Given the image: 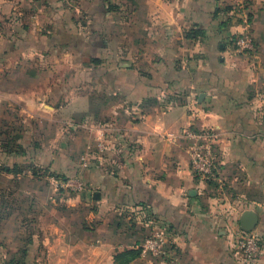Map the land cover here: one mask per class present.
Here are the masks:
<instances>
[{
  "label": "crops",
  "instance_id": "1",
  "mask_svg": "<svg viewBox=\"0 0 264 264\" xmlns=\"http://www.w3.org/2000/svg\"><path fill=\"white\" fill-rule=\"evenodd\" d=\"M245 32L253 52L236 47ZM71 126L99 149L77 192L0 173V188L16 182L0 191V264H241L232 231L246 211L264 238V0H0V156L24 164L3 140L25 147L32 132L41 165L71 171L66 151L55 162ZM191 127L220 133V180L193 173ZM152 224L168 256L133 259Z\"/></svg>",
  "mask_w": 264,
  "mask_h": 264
},
{
  "label": "built area",
  "instance_id": "2",
  "mask_svg": "<svg viewBox=\"0 0 264 264\" xmlns=\"http://www.w3.org/2000/svg\"><path fill=\"white\" fill-rule=\"evenodd\" d=\"M236 47L242 53L255 51L256 46L250 32L237 37ZM182 135L187 141L193 173L203 181L220 180L221 166L224 163L220 133L214 127H191L185 129ZM73 180H55V183L57 186L69 188L73 186ZM232 237V250L241 264L261 263L264 258V238L261 234L239 226L232 231ZM168 240V231L152 224L149 234L137 246L140 257L166 258L170 251Z\"/></svg>",
  "mask_w": 264,
  "mask_h": 264
},
{
  "label": "rangeland",
  "instance_id": "3",
  "mask_svg": "<svg viewBox=\"0 0 264 264\" xmlns=\"http://www.w3.org/2000/svg\"><path fill=\"white\" fill-rule=\"evenodd\" d=\"M89 57V55H85L83 58L86 60ZM72 60V62L74 61V67L78 66L80 67V64L76 63V59L77 56H74L73 58H70ZM70 64V63H69ZM74 69V72L76 71V68H72ZM96 86H93L92 88H90V92L94 93L95 97H96ZM72 90L74 93V96H81V93L85 90L84 86L80 84V79H74L73 80V86H72ZM73 107L71 108L72 111H80L82 104L79 102H73L72 103ZM73 120L69 121V123H72ZM66 132V133H65ZM18 136H20V134H14V133H5V139L3 141H6V144L8 145L9 150L8 153L10 155H13V157L15 158H20L24 164H22L21 166H17V164L11 163L10 168L7 166L6 162H8V160H4V158H2V156H0V173H6L8 171H6L7 168L11 169L13 172H16L15 176H24V178L28 179L24 181V184L26 185V187L28 186L29 188H32L33 183L38 182L37 184H39V181L42 180L43 178H45L43 180V184H45L46 180H48V176L52 181V185L51 188H55L57 190H61L63 189V187L61 186H57L55 183V180L57 181H62L65 179H74V183L73 186L69 187L68 192L70 193H75L78 191L79 189V181L76 180L77 176L79 175L78 173L81 172V162L82 157H85V153L90 152V154H94L97 151L99 152L98 149V145H96L97 143V139L94 135V137L90 138L88 141L91 142V144H84L82 141L83 138V131L78 127L77 129L75 128H71L67 131H61V133L59 135H57L58 137V143L55 145L56 147V151L59 154L55 160V162H57V164L59 165V162H62V165L66 166L64 164V156L63 154L65 153V151L67 153H69V155H72V164H73V169H71V171L68 172H63L60 171L58 172V170L52 171V170H48L47 167L45 166L44 163H42L40 161H43L44 157H42L40 159V161L38 160V158H36V156H34V152L35 150L32 149V146L34 145V141L35 138L37 137V135L33 134L32 132L27 133V134H22L21 135V141L23 143V145L25 147H21L20 145L18 147H16L15 145L17 144L18 141ZM71 139L72 143L70 144L68 142V147L67 150H65V140ZM61 142V143H60ZM60 143V144H59ZM2 146L1 143V138H0V148ZM21 147V149L19 148ZM71 153V154H70ZM25 154V156H24ZM38 160V161H37ZM4 163H2V162ZM70 160L68 159L66 161V163H69ZM69 170V169H68ZM10 176H13L11 173H7ZM34 176H43L42 178H39L37 180V177L35 178ZM34 177V178H33ZM21 185V182H18ZM16 187V182L12 184L10 183V185H8L7 188H0V191H12L13 188ZM77 190V191H76ZM1 195H3L0 192V197Z\"/></svg>",
  "mask_w": 264,
  "mask_h": 264
},
{
  "label": "water",
  "instance_id": "4",
  "mask_svg": "<svg viewBox=\"0 0 264 264\" xmlns=\"http://www.w3.org/2000/svg\"><path fill=\"white\" fill-rule=\"evenodd\" d=\"M257 223V215L252 211H246L241 218V227L253 230Z\"/></svg>",
  "mask_w": 264,
  "mask_h": 264
},
{
  "label": "trees",
  "instance_id": "5",
  "mask_svg": "<svg viewBox=\"0 0 264 264\" xmlns=\"http://www.w3.org/2000/svg\"><path fill=\"white\" fill-rule=\"evenodd\" d=\"M199 34H200V31H195V32H189V33H187V36L194 37V36L199 35ZM6 171H8V173H11L13 175L16 174V172H13L11 169H8V168L6 169ZM129 252L132 255L133 259H136V258H139L140 257V250L137 249V248L135 250L129 251Z\"/></svg>",
  "mask_w": 264,
  "mask_h": 264
}]
</instances>
